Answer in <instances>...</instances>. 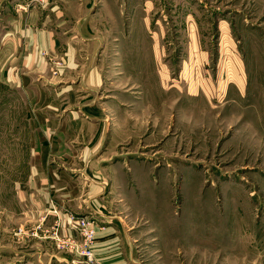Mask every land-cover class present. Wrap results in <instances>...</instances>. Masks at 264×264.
I'll list each match as a JSON object with an SVG mask.
<instances>
[{
    "label": "rangeland",
    "instance_id": "1",
    "mask_svg": "<svg viewBox=\"0 0 264 264\" xmlns=\"http://www.w3.org/2000/svg\"><path fill=\"white\" fill-rule=\"evenodd\" d=\"M79 1L64 7L71 31L53 36V50L72 46L76 53L41 55L52 70L63 69V80L80 77L83 52L94 51L90 58L110 70L121 68L111 89H119L116 97L130 90L134 108L125 112L128 126L120 128L126 137L117 152L148 170L166 198L160 219L150 212L148 219L120 214L139 240L142 264H264V0H86L85 20ZM60 6L12 0L5 8L0 0V33L17 13L25 29L32 11L48 16V30L60 35ZM1 80L0 240L2 233L11 238L15 227L2 222L19 221L14 175H27L32 160L43 157L36 146L45 148L43 116L51 100L39 94L24 101L21 88L15 93ZM27 228L23 237L44 236ZM52 233L54 240L61 237Z\"/></svg>",
    "mask_w": 264,
    "mask_h": 264
},
{
    "label": "crops",
    "instance_id": "2",
    "mask_svg": "<svg viewBox=\"0 0 264 264\" xmlns=\"http://www.w3.org/2000/svg\"><path fill=\"white\" fill-rule=\"evenodd\" d=\"M11 1L2 0V3L6 8ZM67 2L49 0L50 6L61 5V13L55 17V26L61 29L60 35L48 30L51 29L47 25L48 16L40 13L36 17L32 11L27 15L29 23L25 29L22 15L17 13L12 27L0 33V72L5 78L0 77V80L12 86L15 93L20 91L24 101L32 102V96L39 94L51 97L43 116L45 148L36 146L44 152L43 157L40 161L37 157L32 160L27 175L20 171L12 180L19 185L15 184L12 190L13 196L19 200L18 208L16 202L17 214L14 211L19 221H1L2 226L15 227L11 238L5 239L6 234L2 233L0 264H89L87 257L76 248L83 241L78 226L80 218L91 221L95 228L90 243L93 251L90 264H142V257L137 253L139 240L133 236V227L120 214L139 213L146 219L149 212L160 215L166 199L164 191L160 185L154 186V179H148L150 173L142 171L140 163L129 159L127 153L120 155L117 152L116 147L126 137V132L120 128L123 122L128 126L125 112L130 113L134 108L129 103L134 101V97L127 94L130 90L122 88L118 94L121 96L116 97L119 89H111V85L114 87L118 82L111 77L118 79L117 76L122 75L121 68L115 66L110 70V66L107 68L106 64L95 63V58H90L94 51L91 54L83 52L85 58L80 56L82 60H77L76 71L80 77L63 80V69L55 68L53 71L47 62V54L41 55V50H49L50 54L58 52L63 56L76 53L72 46L61 49H66L65 52H59L60 48L53 50L56 45L58 47L53 36L64 38L71 31L68 14L64 10ZM79 2V10L85 9V20L90 3L86 0ZM1 13L5 15V10ZM77 25L79 35L83 37L81 20L75 27ZM108 83L110 89L107 88ZM17 88L21 89L18 91ZM23 90L26 92L22 93ZM107 155L120 156L114 161ZM22 181L27 183L23 190ZM22 218L30 223L24 225ZM27 227L35 229V236L38 228L48 236L44 233V236L28 239ZM17 229L20 232L17 233ZM54 230L61 235L58 240L51 235ZM157 251L160 252L159 248ZM157 251L154 249L153 252ZM143 264H149V261Z\"/></svg>",
    "mask_w": 264,
    "mask_h": 264
},
{
    "label": "built area",
    "instance_id": "3",
    "mask_svg": "<svg viewBox=\"0 0 264 264\" xmlns=\"http://www.w3.org/2000/svg\"><path fill=\"white\" fill-rule=\"evenodd\" d=\"M78 226H79L83 241L76 248L81 255L87 257L86 259L88 263L90 264L92 262V255H93V251H92V247L90 246V243L94 237L95 228L91 224V221L85 218H80L78 220ZM54 234L52 233V235Z\"/></svg>",
    "mask_w": 264,
    "mask_h": 264
}]
</instances>
